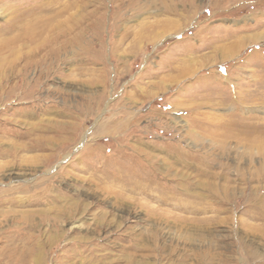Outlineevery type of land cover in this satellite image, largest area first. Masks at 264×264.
<instances>
[{
  "label": "rangeland",
  "instance_id": "374dc122",
  "mask_svg": "<svg viewBox=\"0 0 264 264\" xmlns=\"http://www.w3.org/2000/svg\"><path fill=\"white\" fill-rule=\"evenodd\" d=\"M70 4L0 64V264H264V0Z\"/></svg>",
  "mask_w": 264,
  "mask_h": 264
},
{
  "label": "bare ground",
  "instance_id": "6f19581e",
  "mask_svg": "<svg viewBox=\"0 0 264 264\" xmlns=\"http://www.w3.org/2000/svg\"><path fill=\"white\" fill-rule=\"evenodd\" d=\"M59 7L58 0H25L12 4L7 13L6 24L0 28V32L2 31L3 35H14L11 39L0 41V64L12 72L14 67L17 68V64L10 58L17 53L20 56L18 59L22 62V66L17 71L25 73L31 66L48 68L53 54L69 48L71 35H75L74 43L77 44L83 30L82 17L80 12H76L77 19L73 18L70 10L79 7L74 4L63 5L61 9H57ZM72 19L75 23L69 26ZM74 31L76 33H73ZM57 43L58 46L52 47ZM25 49L27 51H24Z\"/></svg>",
  "mask_w": 264,
  "mask_h": 264
}]
</instances>
